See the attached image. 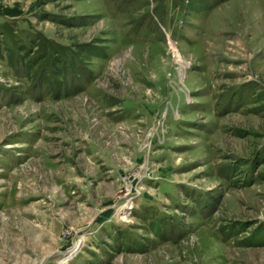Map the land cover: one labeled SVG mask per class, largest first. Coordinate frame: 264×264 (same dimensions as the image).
<instances>
[{
    "label": "rangeland",
    "instance_id": "obj_1",
    "mask_svg": "<svg viewBox=\"0 0 264 264\" xmlns=\"http://www.w3.org/2000/svg\"><path fill=\"white\" fill-rule=\"evenodd\" d=\"M0 264H264V0H0Z\"/></svg>",
    "mask_w": 264,
    "mask_h": 264
}]
</instances>
